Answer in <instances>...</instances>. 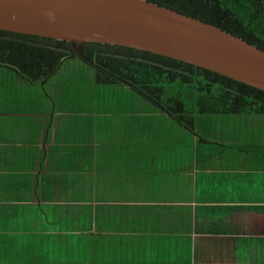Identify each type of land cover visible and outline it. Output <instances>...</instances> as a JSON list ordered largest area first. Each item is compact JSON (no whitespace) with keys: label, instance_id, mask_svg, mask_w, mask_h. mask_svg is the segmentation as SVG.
<instances>
[{"label":"crops","instance_id":"0c3cea01","mask_svg":"<svg viewBox=\"0 0 264 264\" xmlns=\"http://www.w3.org/2000/svg\"><path fill=\"white\" fill-rule=\"evenodd\" d=\"M115 102L5 133L9 166L36 164L0 176V261L264 264V116H198L191 131ZM41 141L42 162L29 151Z\"/></svg>","mask_w":264,"mask_h":264},{"label":"trees","instance_id":"16d2710c","mask_svg":"<svg viewBox=\"0 0 264 264\" xmlns=\"http://www.w3.org/2000/svg\"><path fill=\"white\" fill-rule=\"evenodd\" d=\"M147 1L213 25L264 51V0ZM0 99V151L4 142L9 144L7 151L0 152V176L8 168L9 176L11 172L32 173L36 163L30 167L23 161L14 170L9 166L8 152L16 154L19 148H13L12 140L4 135L16 124L51 115L53 108L54 113L64 110L73 116L107 109L93 107V100L112 99L116 102L111 108L120 109L126 100L145 101L149 109L191 131L198 116H264L263 91L196 66L108 44L85 43L79 54L67 41L6 31H0ZM137 105L133 107L139 111L142 107ZM42 142L29 149L35 158L40 156V162ZM40 181L51 185L53 173H42ZM45 187L40 193L44 194ZM27 259L7 264H29ZM36 260V264H50L43 258Z\"/></svg>","mask_w":264,"mask_h":264},{"label":"water","instance_id":"95a60500","mask_svg":"<svg viewBox=\"0 0 264 264\" xmlns=\"http://www.w3.org/2000/svg\"><path fill=\"white\" fill-rule=\"evenodd\" d=\"M0 31L140 50L264 92V51L147 0H0Z\"/></svg>","mask_w":264,"mask_h":264},{"label":"rangeland","instance_id":"374dc122","mask_svg":"<svg viewBox=\"0 0 264 264\" xmlns=\"http://www.w3.org/2000/svg\"><path fill=\"white\" fill-rule=\"evenodd\" d=\"M0 101H1V99H0ZM115 108H116V107H114V110H115ZM133 109H134L135 111L137 110L135 107H133ZM139 109H142V108H139ZM116 110H117V111H122V110H123V107H122V109H120V108H116ZM146 110H147V109H146ZM18 113H19V114L21 113L20 108L18 109ZM16 125H17V124H16ZM16 125L12 128V130L14 129L13 131L21 130V131L25 132V131H26V130H25V125H26V129H27V130H30V129H29V126H28L27 124H22V125H20V127H17ZM16 132H17V131H16ZM13 133H14V132H12V135H13ZM14 137H16V136H14ZM13 141L15 142V139H13ZM23 144H24V143H23ZM4 263H5V262H4Z\"/></svg>","mask_w":264,"mask_h":264},{"label":"flooded vegetation","instance_id":"af4514ba","mask_svg":"<svg viewBox=\"0 0 264 264\" xmlns=\"http://www.w3.org/2000/svg\"><path fill=\"white\" fill-rule=\"evenodd\" d=\"M45 82H43L42 84H44Z\"/></svg>","mask_w":264,"mask_h":264}]
</instances>
